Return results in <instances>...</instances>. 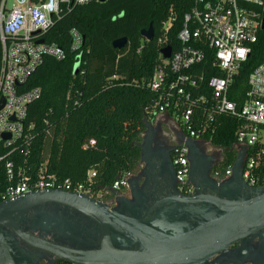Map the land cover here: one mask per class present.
Wrapping results in <instances>:
<instances>
[{
	"label": "built area",
	"instance_id": "1",
	"mask_svg": "<svg viewBox=\"0 0 264 264\" xmlns=\"http://www.w3.org/2000/svg\"><path fill=\"white\" fill-rule=\"evenodd\" d=\"M7 1L0 0V162L6 179L0 202L27 191L50 188L100 198L107 190L92 189L90 170L85 182L55 180L52 175L43 174V164L36 178L30 179L22 169H15L11 159L33 136V124L25 120L26 109L39 95L38 88L21 90V84L43 56L62 59L65 55L55 43L45 42L42 34L70 3L90 0H11L10 6ZM175 19L169 8L157 37V63L145 82L157 93L147 115L165 113L187 137L195 139L212 135L220 116L232 118L234 158L243 149L240 177L250 187L264 186V60L249 72L242 101L229 99L234 76L262 30L264 0H192L175 33L179 46L172 50L166 39ZM69 35L70 48L75 50L81 44V36L75 29H70ZM164 46L170 48L167 57L160 52ZM204 59L209 64L200 66ZM205 71L216 74L205 77ZM175 152L172 163L176 189L181 194H191L193 187L186 182V147L178 145ZM233 161L221 172L214 170L213 177L219 181L227 178ZM129 175H119L110 189L127 188Z\"/></svg>",
	"mask_w": 264,
	"mask_h": 264
},
{
	"label": "trees",
	"instance_id": "2",
	"mask_svg": "<svg viewBox=\"0 0 264 264\" xmlns=\"http://www.w3.org/2000/svg\"><path fill=\"white\" fill-rule=\"evenodd\" d=\"M192 0H90L70 3L42 34L64 50V58L48 55L21 84V90L38 88L39 95L26 109V122L33 124L32 138L11 155L14 167L30 179L44 164L43 174L55 180L85 182L92 171L91 187L110 189L114 177L132 173L138 166L140 132L147 110L157 93L146 87L157 63L161 23L171 8L175 22L167 33L172 50L179 43L175 33L180 17ZM152 28V38L145 40L140 30ZM81 36L80 46L70 48L69 30ZM125 37L123 47L111 42ZM264 60V29L250 44V51L234 76L229 99L240 103L247 89L249 72ZM77 63L76 72L73 65ZM209 64L207 60L200 64ZM216 72L205 71V77ZM212 135L203 139L221 148V171L234 160L231 145L235 122L220 116ZM6 184L0 162V191ZM69 264L57 261L55 264Z\"/></svg>",
	"mask_w": 264,
	"mask_h": 264
},
{
	"label": "water",
	"instance_id": "3",
	"mask_svg": "<svg viewBox=\"0 0 264 264\" xmlns=\"http://www.w3.org/2000/svg\"><path fill=\"white\" fill-rule=\"evenodd\" d=\"M261 28L264 29V23ZM152 35L150 25L140 30L145 40ZM125 43L126 38L121 37L111 45L119 49ZM160 52L163 57L169 56V46L160 48ZM76 67L77 63L73 65V72ZM141 140L137 143L138 166L143 163L149 167V156L157 157L158 152L150 150L145 138ZM181 144L186 147L189 166L186 182L193 187V193L188 195L179 193L176 184L171 186L163 168L154 163L150 177L148 168L138 169V166V172L130 174L128 197L113 191L116 198L137 201L129 203L127 211L86 194L51 188L27 191L1 201L0 264H16L17 245L5 230L29 246L48 252L53 260L69 264H201L235 242L255 233L263 236L264 186L250 187L242 181L243 149L234 158L231 174L224 180L213 181L212 192H205L192 182L193 164L187 156L189 152L199 156L200 150L189 138ZM117 178L118 174L114 179ZM45 203L67 206L91 220L96 229L90 234V245L71 248L23 231L19 223L26 211Z\"/></svg>",
	"mask_w": 264,
	"mask_h": 264
},
{
	"label": "flooded vegetation",
	"instance_id": "4",
	"mask_svg": "<svg viewBox=\"0 0 264 264\" xmlns=\"http://www.w3.org/2000/svg\"><path fill=\"white\" fill-rule=\"evenodd\" d=\"M208 145H211L213 149L205 150L202 145L198 147L200 150L199 156L191 152L187 156L190 157V161L193 164L192 182L199 184L205 192H212L211 184L213 181H219L213 177V171L218 170L221 172L218 167L222 158V150L211 143ZM175 149L176 146L171 149H160L157 157L149 156V167L142 163L138 166V169L148 168L147 174L150 177L153 172L152 164L158 163L163 168L170 185L173 186L176 184L175 166L172 163L176 155ZM124 189L115 190V192H120L125 197H128L127 194H124ZM113 191L108 189L100 198L86 195L123 211H127L129 203L131 205L132 203H137L136 200L129 202L126 200L127 198L125 200L116 198ZM131 205L130 207H132ZM19 227L23 231L44 238L47 241L71 248L89 246L91 240L90 234L96 229L94 223L87 217L72 208L57 203H45L28 209L24 214L23 220L19 223ZM5 231L16 242V264H55L57 261H61L53 260L48 252L31 247L21 241L11 231ZM201 264H264V235L260 236L255 233L250 237L235 242L227 249L213 255Z\"/></svg>",
	"mask_w": 264,
	"mask_h": 264
},
{
	"label": "crops",
	"instance_id": "5",
	"mask_svg": "<svg viewBox=\"0 0 264 264\" xmlns=\"http://www.w3.org/2000/svg\"><path fill=\"white\" fill-rule=\"evenodd\" d=\"M142 138H145V143L149 146L150 150L159 152L160 149H171L178 146L182 140L189 137L186 136L185 132L181 130L167 114L159 112L145 118V124H143V129L140 132V141H142ZM189 139H191L197 147L210 143L203 138ZM136 172H138L137 168L131 174ZM124 190V194H127V188Z\"/></svg>",
	"mask_w": 264,
	"mask_h": 264
},
{
	"label": "rangeland",
	"instance_id": "6",
	"mask_svg": "<svg viewBox=\"0 0 264 264\" xmlns=\"http://www.w3.org/2000/svg\"><path fill=\"white\" fill-rule=\"evenodd\" d=\"M10 4H11V0H8V1H7V6H10ZM204 149H205V150H210V149H213V148L211 147V145H208V144H207V145L205 146Z\"/></svg>",
	"mask_w": 264,
	"mask_h": 264
}]
</instances>
